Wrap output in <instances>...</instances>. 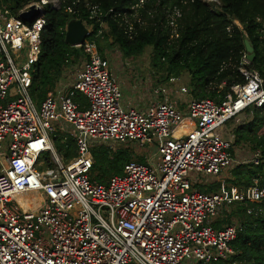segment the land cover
I'll return each instance as SVG.
<instances>
[{"label": "built area", "instance_id": "built-area-1", "mask_svg": "<svg viewBox=\"0 0 264 264\" xmlns=\"http://www.w3.org/2000/svg\"><path fill=\"white\" fill-rule=\"evenodd\" d=\"M202 1L219 5L218 0ZM65 2L28 0L17 15L0 4V264L228 260L237 223L221 220L235 204L264 200V184L256 180L245 189L208 193L200 189L207 186L203 179L263 163L260 148L235 144L233 136L222 133L233 118L252 114L253 108L264 110V79L247 68L244 54L237 68L243 83L232 85L219 102L193 98L187 86H176L171 77L154 84L142 108L123 104L107 52L102 57L86 41L90 31L82 22L87 36L75 46L82 58L71 84L57 85L36 106L29 95L30 71L40 56L45 21L42 16L27 24L18 16L31 7L74 14ZM86 8L89 20L101 22L96 7ZM117 17L129 33L132 22L142 25L137 15ZM180 17L176 7L167 14L173 33ZM76 93L85 98L86 109L73 101ZM180 127L183 132L177 135ZM56 133L74 141L75 157L65 163L52 144ZM100 146L128 148L144 162L132 159L121 174L100 183L91 156ZM44 154L49 160H42Z\"/></svg>", "mask_w": 264, "mask_h": 264}, {"label": "trees", "instance_id": "trees-1", "mask_svg": "<svg viewBox=\"0 0 264 264\" xmlns=\"http://www.w3.org/2000/svg\"><path fill=\"white\" fill-rule=\"evenodd\" d=\"M139 1L66 0V6H71L74 14H68L64 9L44 8L40 56L30 71L29 95L34 104L40 106L61 80L64 70L79 64L82 58L80 49L71 48L64 42V28L71 20H81L89 26L86 41L94 43L102 57L112 47L118 49L124 60L138 57L149 48L148 63L157 76V83L166 82L171 77L178 79L185 74L191 96L196 99L219 102L230 92L232 85L243 83L237 68L245 54L244 40L252 44L255 53L247 68L255 70L264 79V0H218L219 5L212 6L202 0H193L186 5L181 0H147L143 6ZM27 2L1 0L0 4L17 15ZM86 5L96 7L102 13L101 22L89 20ZM174 7L181 13L175 33L167 21V14ZM109 10L113 13L106 14ZM117 15L129 18L137 15L142 25L132 22L133 30L129 33ZM223 82L225 85L219 88ZM73 101L80 108L86 104L80 94H76ZM233 132L235 144L248 141L252 148L261 149L264 160L263 109L253 108L250 121L237 126ZM51 140L64 160L75 156L72 138L56 133ZM91 156L92 173L100 183H105L112 175L121 174L124 165L132 159L144 162L128 148L113 151L100 146L91 151ZM256 180L260 186L264 184V161L260 166L235 167L230 178L200 190L205 193L226 191L231 186L245 189ZM221 222H236L237 233L230 243L233 255L214 264H264V200L247 206L235 204ZM219 226L220 222L214 225Z\"/></svg>", "mask_w": 264, "mask_h": 264}, {"label": "rangeland", "instance_id": "rangeland-1", "mask_svg": "<svg viewBox=\"0 0 264 264\" xmlns=\"http://www.w3.org/2000/svg\"><path fill=\"white\" fill-rule=\"evenodd\" d=\"M11 54L14 53L11 52ZM149 54L150 49L146 48L143 54H141L140 56L124 60L116 47H112L107 52V59L111 64L113 77H115L122 90V102H130L136 108H142L145 104L149 103L151 97L150 91L154 88V84L157 83V76L153 74L152 70L149 67ZM75 72L76 70L74 69L67 72L62 83L69 86L75 76ZM177 80L178 81L176 86H187V75L182 74ZM251 118L252 114H242L233 118L231 121L225 124L224 131L222 133L223 136L228 138L233 136V138L235 139L233 132L234 129L237 126L250 121ZM242 143L247 144L249 147H252V145L248 141H242ZM139 152L142 153V151ZM49 158V154H44L42 156L43 161L49 160ZM65 162L66 161H63V163ZM230 172H227L226 175L221 178L203 179V181H205L207 185L205 187L211 186L216 183H222L225 179L230 178ZM33 197H35V195H33Z\"/></svg>", "mask_w": 264, "mask_h": 264}, {"label": "water", "instance_id": "water-1", "mask_svg": "<svg viewBox=\"0 0 264 264\" xmlns=\"http://www.w3.org/2000/svg\"><path fill=\"white\" fill-rule=\"evenodd\" d=\"M42 16H43L42 11H40L39 9H35L34 7H31L28 11L20 13L18 17L23 22L30 24ZM86 36H87V29L85 28L81 20H71L67 23L64 42L68 46L73 47L83 44L84 40L86 39ZM244 47H245V58L249 64H252L255 58L253 46L248 40H244Z\"/></svg>", "mask_w": 264, "mask_h": 264}, {"label": "crops", "instance_id": "crops-1", "mask_svg": "<svg viewBox=\"0 0 264 264\" xmlns=\"http://www.w3.org/2000/svg\"><path fill=\"white\" fill-rule=\"evenodd\" d=\"M66 26H67V24H66ZM65 32H66V30H65ZM70 47H71V46H70ZM71 48H75V46H73V47H71ZM75 49H77V48H75ZM75 66H76V64H75L74 66L67 67V68L64 70L63 76H62L61 80L56 84V86H57V85H61L63 79L65 78V75L67 74V72H69L70 70L74 69ZM56 86H55V88H56ZM55 88H54V89H55ZM54 89H53V90H54ZM53 90H52V91H53ZM52 91H50V92H52ZM50 92H49V93H50ZM49 93H48V94H49ZM76 94H78V93H76ZM76 94H75V95H76ZM80 95H81V94H80ZM85 101H86V100H85ZM123 102H124V104L129 103V102H126V103H125V101H123ZM36 106H37V105H36ZM86 108H87V102H86V104L84 105V107L81 108V109H86ZM58 134H60V133H58ZM60 135H61V134H60ZM63 136H64V135H63ZM65 137H68V136H65ZM69 138H70V137H69ZM52 144H53V143H52ZM55 150H56V149H55ZM56 152H57V151H56ZM74 152H75V146H74ZM57 153H58V152H57ZM58 154H59V153H58ZM59 155L61 156V154H59ZM61 157H62V156H61ZM74 157H75V156H74ZM74 157H73V158H74ZM62 158H63V157H62ZM71 159H72V158H71ZM71 159H70V160H71ZM63 160H64V158H63ZM70 160H68V161H70ZM64 161L67 162V160H64ZM106 181H107V180H106Z\"/></svg>", "mask_w": 264, "mask_h": 264}, {"label": "bare ground", "instance_id": "bare-ground-1", "mask_svg": "<svg viewBox=\"0 0 264 264\" xmlns=\"http://www.w3.org/2000/svg\"><path fill=\"white\" fill-rule=\"evenodd\" d=\"M183 125H189V123H184ZM183 132V127H180L178 131L176 132L177 135H180ZM33 196V195H32ZM36 198V197H34Z\"/></svg>", "mask_w": 264, "mask_h": 264}]
</instances>
